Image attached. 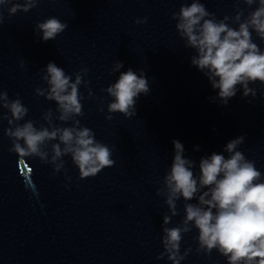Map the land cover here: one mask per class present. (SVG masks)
<instances>
[{
  "label": "clouds",
  "instance_id": "obj_1",
  "mask_svg": "<svg viewBox=\"0 0 264 264\" xmlns=\"http://www.w3.org/2000/svg\"><path fill=\"white\" fill-rule=\"evenodd\" d=\"M39 3L41 0H23V3L0 0V25L6 5H11L8 13L12 16L17 12L27 13ZM241 4L250 9L247 14ZM233 7L234 15L226 14L218 19L201 0H191L172 13L184 47L195 51L191 65L208 78L213 89L219 90L218 98L223 106H227L240 88L243 97L251 95L255 99L257 90L250 84L259 82L264 86V50L253 39L255 34L264 44V0H233ZM147 21L145 16L134 23ZM67 28V23L49 17L36 23L34 33L47 42L55 40ZM20 67H25L23 60ZM123 67L122 61L115 62L110 74L119 73L118 79L103 89L111 97L107 120L113 119V113L125 118L136 116L137 99L150 92L143 70L139 74L132 68L121 72ZM88 72V68L82 67L70 75L54 62L47 64L40 74L46 87H36L35 94L54 101L57 107L55 113L51 108L45 111L42 120L46 124L39 127L31 119L25 121L29 109L19 96L9 99L6 91H0V108L7 110L0 113V122L6 120L9 125L4 135L11 140L10 153L20 159L39 158L41 163L51 164L54 173L64 169L63 157L70 156L81 180L95 177L115 165L112 148L96 140L94 131L77 119L84 116L81 101L85 97L80 87L88 90L89 99H95L90 81L84 79ZM98 110L103 112V105ZM244 142V136L230 140L224 148L227 157L215 152L202 157L196 174L194 161L184 157L183 144L173 140V161L156 189V195L165 197L168 208L162 217L163 251L156 257L158 260L167 257L171 264H181L192 252L189 246L181 253L183 236L196 229L197 254L210 257L215 250L226 258L227 264H264V173L254 160L238 150ZM181 198L184 217L176 226L168 227L172 218L179 215L177 201ZM193 200L197 203L190 202Z\"/></svg>",
  "mask_w": 264,
  "mask_h": 264
}]
</instances>
